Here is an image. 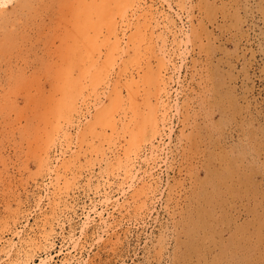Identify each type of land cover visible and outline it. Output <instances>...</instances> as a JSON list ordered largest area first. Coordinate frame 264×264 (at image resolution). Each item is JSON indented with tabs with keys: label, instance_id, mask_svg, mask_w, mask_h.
Returning a JSON list of instances; mask_svg holds the SVG:
<instances>
[{
	"label": "rangeland",
	"instance_id": "obj_1",
	"mask_svg": "<svg viewBox=\"0 0 264 264\" xmlns=\"http://www.w3.org/2000/svg\"><path fill=\"white\" fill-rule=\"evenodd\" d=\"M197 1H198V5L200 4L199 7L196 4ZM157 2H159V1H157ZM189 2H191V4H189ZM189 2L187 3V7L195 4L194 8L193 9L190 8V10L193 11L192 14L198 13L196 15L194 14L197 17L189 15L188 8L187 9L181 8L177 4V2L171 3L172 5H174L172 10L174 11V13H176V15H177L176 17L180 18V19L178 18L177 21L179 22L181 27L183 26L182 28H183L184 32L190 31L189 32L190 37L193 36V34H195L193 36L194 38H190V40H193V41L189 40V42L186 41V43H182V45H184V46L186 45V48H187V49L184 48V46L181 47L182 49L184 48V50L182 51V54H181L183 56L181 57V55L179 53L177 55V57H175V62H176L177 67L173 72V80L171 82L172 84H170L171 89L172 88L174 89L176 87V89H174V90L172 89V92H171L174 96L173 100L177 99V104H180V103H183V104L179 107V109L177 108V105H175L176 102L173 101V103L171 104L170 109H169L170 112H168L169 113V121H168L169 125H168V127L170 126L168 130H170V132H168V130H167L168 134H167V136L165 135L164 141L163 140L160 141L162 144L159 142V140L155 139V137L154 138L152 137V133H150V135L148 134V140L146 141V144H145L146 148H147V152H149L148 155H150V150H152L151 148H153V149L157 148L158 149V147L161 144L160 149H162L163 145L166 143L167 144L164 145L165 147H164V150L162 149L163 151L160 150L161 153L158 152V153H160V156H159V154H157L158 156L156 155V157L149 158V159H147V157H145V160L143 158L144 156H142V157L140 156L143 160L140 157H137L138 159L135 158L137 165L135 166V168L133 170L134 180L131 179L132 175H128L127 180H125L126 179L125 178L126 177V169H123L124 166H122V164L119 163L118 158L113 159L115 162L114 163V165H115L114 169H113V167L110 168L111 167L110 165L106 166L107 164L104 163L103 161L98 162L97 158H98V160H100L99 159L100 157H97V155H96L97 153L93 152V154H91L92 151L91 150H90V152L87 151L89 149H87V147H85L86 143L83 144V140L79 139L80 136L78 135L76 138V135H77L76 133L80 134L79 129H78V132H76L77 128H78L77 124L73 128H71L73 125L70 127L71 134L73 132V138L69 142H67V140H69L72 137V135L68 136L66 138L62 133L59 132L60 134H58V132H54V134L56 133L57 136L61 135L62 138L60 137L59 138L60 140H58V142L60 141L58 143L59 144L58 145V151L61 150V151H59V153L57 152L58 153L57 158H59V159H57L58 161L55 160L56 156H54L55 158H52L50 160V165H52V167H50V168L55 171V172L53 171V173H52V170H50V168L47 169L48 166L43 161L42 162L46 167L43 165L45 167V168L43 167L44 170H43V168H39L38 165L40 164L41 161H38V160H40L42 158L40 157V159H39L38 154H33V152H32V155H35V156H37L36 158H38L36 161V158H33L32 155L29 156L30 155L29 152H31V151H29L28 147H24V145H25L24 142L27 143L30 139H32V137H33L32 135H34V134L37 135L38 133L36 134L33 132L32 135L29 134L30 139H27V140L24 139L26 136L24 138H22L21 135H25L26 133L25 132H24L25 134L22 133L24 130H21V132L19 131L20 128L17 126V124L20 122L19 120H17L18 123L16 121H14L15 122L14 125H15V127L17 126L19 128L17 132H19L21 134L20 137H19V133L16 132L17 127L14 130H10V128H9L8 129L9 134L6 133V131L4 132V130H2L3 132L0 130L1 135H2V133L8 134L7 136H6V134H4V137L2 136L3 141H2L1 135H0V140H1L0 142L1 143L4 142V144H0V148H1L0 152L1 153L3 152L2 154L4 156H7V153H9L8 157H6L7 161H5V158H3L4 160L2 162L1 156H0V163H1L0 169L2 168V170H0V172L4 171L3 173H0V175L2 177V180L0 177V184H1L0 185V197H1L0 198V208H1L0 209V264H5L6 262H7L6 264H9V263L11 264L14 262L16 263L18 260L22 259V256L23 257L25 256L24 253L26 254V252L30 248V245H33L32 250L33 251L35 250L33 252V254H34L33 258H34L35 262L38 263L39 261H41L42 257L45 259L46 255L47 256L50 255L49 257H51V258L48 257L49 259H47V257H46L45 264H264V0H217V2H216V0H210V1L207 0L206 2H203L202 0H201V2H200V0H193V2H192V0H189ZM168 5L169 4H167L166 1H165V3L163 1H160L159 7L160 8H164V7L167 8ZM177 6H178V8H177ZM234 10H235V12H234ZM234 14L235 15L237 14V15L235 16ZM185 16L187 18L189 16V18L187 19V18H185ZM186 19H187V21H186ZM190 19H191V23H190ZM198 19L199 20L204 19L203 21H204L205 27H203L201 25V23L198 24V22H196V20H198ZM195 22H196V24H195ZM193 23L195 24L194 28H196L197 25L199 26V28L197 27L194 30V28L192 27L193 30H190L191 26H194V25H191ZM207 24H208V27H206ZM185 25L188 28L185 27ZM206 28H207V30H205ZM199 29H200V31H198ZM201 29H202V31H201ZM209 29H210V31H209ZM196 30H197V32H194ZM187 32L185 34H187ZM192 32H193V34H191ZM185 34L183 35V37H185ZM196 34H198V36L200 35V37H198L199 39L203 36L202 37L203 39H200V40L197 39L196 40V38H195ZM212 38L214 39V41L212 40ZM198 41H201V44H199L200 47H199V45L197 46V44H196V42H198ZM203 41H205V42H203ZM190 42H192V43H190ZM202 42L204 43L203 46H201L203 44ZM213 42H215V43H213ZM58 43H59V41H58ZM209 44H210V46L213 45L215 47V49L213 46H212L213 48L212 47L210 48ZM192 45L195 46L194 47L195 50L193 49ZM28 47L29 46H27V48ZM40 47L41 48H39V49H42V46H40ZM188 48H190V49H188ZM185 49H186V51H185ZM213 49H214V51H212ZM29 50L30 49L27 50L28 53L32 52ZM188 50H189V53H187ZM197 50H198V52H197ZM183 53H185V54H183ZM30 54H28V55H30ZM196 54L198 56H196ZM31 55H33V53ZM184 55H186V56H184ZM211 55H213V56H211ZM194 57H196V58L194 59ZM208 57H210V58H208ZM177 58H178V60H177ZM181 58L183 59V61L181 60ZM188 59H190V60H188ZM191 59H192V61H191ZM198 59H200V60H198ZM205 61H206V63H205ZM151 62H152V65L155 68H157V66H156V65H158V64H156V63H158L157 60L155 58H153V59H151ZM185 62H187V63H185ZM193 62H194V64H193ZM195 62H196V64H195ZM179 63H180V65L182 64L181 65L182 67L181 66L178 67ZM201 64H202V66H201ZM205 65L207 67H205ZM192 66L196 67L197 70L195 68H193ZM199 67L200 68L204 67V68L200 69ZM26 70H27V73L31 71L30 69H29L30 71L28 69H26ZM185 70H186V72H185ZM189 70L194 71L193 72L194 75L191 76L192 73H190V72H192V71H189ZM197 71L199 73H202V75L204 77L202 78V75L200 76V74ZM200 71H202V72H200ZM205 71H207L206 72L207 74L204 73ZM183 72H185V73H183ZM0 73L3 74V71L1 72V70H0ZM1 74H0V78H1L0 82H2L4 84L2 85L3 90L1 89L2 83L0 84V89H1L0 92L5 94L6 92H8L7 90L9 89V84L7 85L8 87H6V84L8 83V82H6V79H8V78L5 77V73H4L3 76L5 77V80H2L3 77ZM31 74H32V71H31ZM177 74H179V78H177L178 77ZM30 75H27V76L30 77ZM188 76L192 77V79H194V80H192V84H190L191 80L188 81L189 79H191ZM207 76H208V79L205 78ZM31 77H32V75H31ZM22 80H24V79L22 78ZM173 81H174V83H173ZM197 81H199L198 85H197ZM206 81H208V82H206ZM218 81H219V83H218ZM182 82H183V84H181ZM10 83H12V82H10ZM187 85H188V87L186 88ZM108 86H110V85H108ZM178 87H179V90H177ZM190 87H193L194 90L196 89L195 91L198 90L201 93L196 94V93H198V91L194 92L193 88H190ZM210 87L212 88V91H211ZM216 87H217V89H216ZM4 89H7L6 92H2V91H5ZM187 89H188V91H187ZM190 89H191V91H190ZM182 90H183V92H182ZM204 92H206V93H204ZM12 94H16V93H12ZM177 94H178V96L176 98L175 95H177ZM104 95L105 94H102V98L103 99L105 98L104 100L106 101L108 99V97H107V95H105L106 97ZM202 95H204V98L202 97ZM207 95H208V99H207ZM14 96H16V95H12V96L5 98L3 100V102L7 103L8 108L13 106L12 101H16L18 96L20 99L18 98V100H17L18 102H16L15 104H23L24 105V100L22 101V98H23L22 94H17L16 98H14L15 100H12L13 98L11 99V97H14ZM93 96L94 95L88 96V98H86L84 100V101L88 102V99H89L88 105L91 107L86 105L87 104L86 102L84 103L82 101L83 104L81 102V106L84 107V108H82L83 113H84V115H83L84 121L83 122H85L87 119H91V115L93 114V112L95 110L93 104H94V102H97V100L93 102L92 100L93 99L95 100V96H94V98H93ZM199 96H201V97H199ZM191 97H194V98L191 99ZM9 98H10V101H8ZM152 98H154V97L152 96ZM6 99H8V100L6 101ZM184 99H186V103L188 104V106L185 103ZM193 99H195V100H193ZM199 99H201V102L207 101L204 104L206 106H203L204 109L201 107L203 105L202 104L203 102L202 103L199 102L200 101ZM203 99H207V100H203ZM182 100L184 102H182ZM193 102H195V103L193 104ZM200 103L202 104L201 106H200ZM4 104H3V106L0 104L1 105L0 106V110H1L0 115L1 116H2V113H1L2 110H3V113L4 112L7 113L8 116L13 115L14 112H16L12 108H10V109H12V111H14V112H11V114H10L9 113L10 109L7 110L8 108L6 106H5L6 107L5 108ZM9 105H10V107H9ZM23 105H22V107H23ZM173 105L176 107H174ZM183 105L186 106V109L184 108ZM213 105H215L217 108L215 106L213 107ZM95 106H96V103H95ZM198 106L200 109L196 108ZM192 107H195L197 110L195 108H192ZM208 107L210 109V112L207 113ZM211 107H212V109H211ZM221 107H222V109H221ZM1 108H3V109H1ZM88 108H91V110ZM175 108H176V110H175ZM84 109H86L87 112ZM188 109H189V111H188ZM202 109L206 111V113H207V115H209V117L211 115V110L214 112V113H212V115L214 114L215 116L214 115L212 116L213 120H211V122L210 121L207 122L211 118L209 119L208 116L205 115L206 114L205 111H204V113L202 112L203 111ZM89 110L92 114L88 113ZM177 110H179L180 112H178ZM185 110H187L186 113L189 114L188 116H190V118L188 116H186ZM192 110H196V111H192ZM174 111H175V113H174ZM181 111L185 113L184 119H187L186 117H188L187 120H192V121L189 122V121L183 119L185 123H184V125H182L183 123L181 122L182 121L181 117L183 118V113H181ZM200 112H201V115L198 114ZM5 113L3 114V117L6 116ZM18 114L20 115V113H18ZM23 114H25V113L23 112ZM14 115H16V113ZM17 115L13 116L14 120H16L15 117L16 118L18 117V119H19V117L21 116V115L20 116L19 115L17 116ZM25 115H23V116L26 118L27 116H25ZM199 115H200V117H198ZM23 116L20 118L21 122L24 121ZM84 116L87 117V119ZM11 117L12 116H10V118ZM13 117L11 118V120L13 119ZM88 117H90V118H88ZM178 117L180 120L178 119ZM170 120H172V121H170ZM177 120H178V122H177ZM199 120H200V122H199ZM186 121L189 123H186ZM21 122L18 124L20 127H21V125H20ZM25 123H26V121H24V123L22 122V124H25ZM170 123H172V124H170ZM193 123H194V125H193ZM206 123H208V126L206 125ZM209 123H210V125H209ZM185 124H186V126H185ZM189 125L191 127H193L192 129H194V128L195 129L192 131V129H190L191 127ZM184 126L186 127L187 130L184 129L185 128ZM187 126L189 128H187ZM181 127H182V129H184L183 132H185L184 133L185 138L181 133H179L182 131V130L180 131V129H179ZM196 128H198V130H196ZM13 131L16 132L15 133V134H17L16 136L19 137L20 139H18L16 136H14L15 135L14 133H12L14 135H12V134L10 135V132H13ZM186 131L189 134L192 133V134H190L191 137L196 135V131H197V135L194 136L197 140L194 139V137L190 138V136L188 135V133ZM180 134L182 135V138L179 136ZM186 134H187V136H186ZM26 135L28 136V134H26ZM169 135H171L169 138L171 139L172 142L168 138ZM178 136H179V138H178ZM8 137H11L12 139L17 138L16 142H18V140L21 141L24 139L23 140L24 142L22 143V141H21V142H19L21 144H18L14 140H12L11 138L9 140ZM41 137H43V136L41 135ZM188 137L190 138L189 140H188ZM197 137H200V138H197ZM5 138H8L9 141L5 140ZM149 138H151V140ZM177 138L180 141H181V139H183L182 140L183 142L182 141L180 142L179 140L175 142V140H177ZM65 139H66V141H65ZM192 139H194L197 143L199 141V143L195 144V141H194L195 145H192L193 144V142H191ZM39 140H40V138H39ZM39 140H37V143L39 142ZM73 140H74V142H72ZM5 141H6V143H5ZM11 141H13V142H11ZM30 141L27 143V145L30 143ZM35 141H32V144L31 145L29 144V146L34 147L33 143ZM76 141H77V143H76ZM152 141H153V143H152ZM187 141H188V143H187ZM7 142L8 143L10 142L9 143L10 146L7 144ZM41 142H39L38 144H40ZM185 142L187 145L185 144ZM61 143L62 144L65 143V145L62 146L63 148L60 147ZM151 143L152 144L157 143L156 144L157 147L154 146L155 147L154 148L151 145ZM13 144H15V145H13ZM35 144H36V142H35ZM66 144L67 145L70 144L73 146H70L69 150H67V148H68V146H67L65 148V151H63L64 146H66ZM76 144H78V145H76ZM79 144H81L83 148ZM189 144H191V147L189 146ZM16 145L17 146L22 145L21 147H23V148H20V147L17 148ZM2 146H5V148ZM79 146L81 148V151L78 152V154H81L80 155V161L75 159V158H77V155H76V157L74 156L76 153H74V154L72 153L73 151L74 152H76V150L78 151ZM168 146H170L172 150ZM175 146L177 149L175 148ZM183 146L186 149L182 148L183 150H181V147H183ZM195 146L196 147L199 146V148L197 149ZM13 147L17 148L16 152L19 151V152H17L18 155L16 154V152H14L15 150H13L14 149ZM35 147H36V145H35ZM74 147L77 149L72 150V152H71V149H73ZM2 148H4V149L7 148L8 150L7 149L2 150ZM166 148H167V150H166ZM11 149H12V151H11ZM33 149H31V150H33ZM115 149H117V150H115V152L117 151L116 152L117 154L119 152L118 157L120 158L122 156V158H123L124 155H121V154H124V151H121V150H123L122 146L121 147L118 146ZM119 149H121V150H119ZM188 149H189V151H187ZM196 149H197V152H195L196 154H194V152H192V151H196ZM38 150H36V151L38 152ZM190 150H192V151L189 154ZM39 151H42V150H39ZM11 152L12 153L14 152L13 154H15V155H13ZM42 152L44 153V151H42ZM42 152H38L39 156L42 155ZM1 153H0V155H1ZM40 153H41V155H40ZM64 153L67 155H63ZM83 153H85V154H83ZM187 153L189 154L188 157L193 156L194 159H193V157H189V158H192V160H190L189 158L187 159L186 158ZM181 154H182V156H181ZM9 155H10V157H12V160L9 158ZM16 155L18 157H15ZM62 156H63L64 163L62 162L63 164L59 165V163H61ZM71 156H72V158H70ZM88 156L89 157L91 156L90 158L94 159V162L96 163L95 165L90 163L92 161H90L91 160L90 158H87ZM93 156L94 157L96 156L97 158L96 157L94 158ZM164 156L165 157L168 156V157L165 158ZM170 156H172V157H170ZM13 157L16 160L18 159L17 162ZM27 157H29V158H27ZM158 157H160V158L157 159ZM173 157L175 158V162L172 161V160H174ZM85 158L89 159L90 162L88 163V160H85ZM168 158H170L172 160H170V159L168 160ZM180 158L181 159L185 158L183 160L184 162L190 161L189 163L187 162L190 165V167L188 166V164H187V166H184V165H186L185 164L186 162L183 163V161H181L183 164L182 163L178 164V162H180V160H181ZM195 158H197V159H195ZM53 159H54V161H53ZM70 159H71V161H73L75 159L76 161H74V162L77 164L70 163L71 162ZM150 159H152V160H150ZM164 160H166L165 161L166 165L164 163ZM200 160H202V161H200ZM8 161H10V162H8ZM68 161H70L69 162L70 167L66 166L65 169H63L64 171H62V168H64V166H65L64 164H67ZM5 162H6V164H4ZM56 162H57V164H56ZM155 162H157V163H155ZM168 162H170L171 165L175 164V166L174 165L169 166L170 163H168ZM53 163H55L56 165H53ZM85 163H88V164H85ZM159 163H160V167H157L159 165ZM193 163L196 165H194ZM180 164H181V166H180ZM3 165L4 166L6 165L8 168L10 167L11 169L13 167L14 171H13V169L12 170L10 168L9 169L11 170L10 172H15V173H11V174H13V175H11L9 172V169L7 167L5 168ZM10 165L11 166L13 165V166L11 167ZM86 165H87V167H85ZM16 166H17V168H16ZM55 166L56 167L58 166L60 168L57 167V169H56ZM78 166L80 168H77ZM177 166L181 167V168H178ZM182 166H183V168H182ZM119 167L121 168L120 170H118ZM137 167L139 170L138 169L135 170ZM148 167L150 169H152V173L151 172L149 173L150 169L148 170ZM154 167H155V169H154ZM168 167H170V169ZM193 167H196V168L198 167L197 168L198 172H197L196 168L193 169ZM92 168L94 170H92ZM187 168H189V169H187ZM39 169L42 170L41 171L42 174L39 171H37ZM100 169H101V171H100ZM103 169H105V170H103ZM111 169L116 170V171L113 172ZM166 169L168 170V172ZM179 169L180 170L182 169V171L185 170L186 173H184L185 171L181 172ZM48 170H50V171H48ZM74 170H76V172L79 171V174H80V177H78L79 180L78 179L74 180L75 181L74 183L71 180V183H69V185L67 187V184L63 183V181H64L63 177L68 175L67 177L69 178L74 173ZM85 170L90 171V172H88L89 174ZM98 170L100 173L98 172ZM190 170H192L193 172L190 173ZM57 171H59V173L62 172V174L65 172V175L61 176L62 178L61 177L59 178V177H57L58 175L56 176ZM67 171H68V173H67ZM135 171H137V172L139 171V172L138 173L136 172L137 174L135 175ZM177 171H180L181 173L177 172ZM120 172H121V174H116V173H120ZM144 172L146 173V175ZM187 172L190 173L191 175L187 174ZM39 173L41 176L38 175ZM106 173H107V175H106ZM124 173H125V175H124ZM36 174L38 176H36ZM49 174L51 177L48 176ZM90 174H91V176H90ZM101 174H103V175H101ZM141 174H142V176L144 175L143 177H146V178H142V176H140ZM150 174L154 177L150 176ZM184 174H186L187 176ZM10 175H11V177H10ZM121 175L124 177H122ZM177 175H179V176H177ZM35 176L37 178H35ZM105 176L107 177L106 179H105ZM139 176L142 178V182H144V180L147 181V182H144L146 184V186L147 185L149 186V184L154 182L155 179L158 180V185H159L158 189L159 190L157 189L156 194H155V196L157 195V198L154 196V198L149 200L150 201L149 202V209L150 210L152 209L151 211L148 210L146 212L142 207L140 209V206H141L140 201L144 197V193H142L144 191H141L142 195L140 193V189L142 188V187H140V185L143 186V189L145 190V192L147 190V187L145 186V184L144 185L142 184V182L140 181L141 178ZM183 176H184V178H183ZM87 177H89V178H87ZM98 177H99V179H98ZM102 177H104V178L102 179ZM40 178H41V180H40ZM56 178H59V183L57 181L58 179H56ZM168 178H169V180H168ZM179 178L185 179V180H180ZM12 179H13V181H11ZM55 179H56V181H55ZM91 179H92V181H91ZM137 179H138V181L136 182ZM94 180H96V181H94ZM103 180H104V182H103ZM9 181H11V182H9ZM43 181H45V183ZM50 181L51 182L55 181L56 183L55 182L51 183ZM67 181L65 183H67ZM120 181H121V183H120ZM128 181L130 183H128ZM148 181L149 182L151 181V183H149ZM165 181L166 182L168 181V184ZM108 182H109V184H108ZM116 182L119 186L116 184ZM170 182H172V184H174V185L177 184L176 185L177 187L175 186L176 189H175V187L171 188L172 185ZM177 182H179V183H177ZM184 182H185V184H184ZM48 183H50V184H48ZM57 183L58 184L63 183L65 187L62 186L63 185L62 184V185H59L60 187L58 188ZM72 183H73V185H72ZM33 184L34 185L36 184L35 187L37 188V190L35 187H33L34 186ZM85 184H86V186H84ZM100 184H101V186H100ZM165 184H167V185H165ZM8 185L9 186L11 185L13 187H11V186L9 187ZM43 185H44V187H43ZM53 185H55L56 188H54ZM75 185H78V186H75ZM134 185H135V187L137 186L136 187V188H138L137 190L135 187H132ZM163 185H165V188L163 187ZM181 185L184 186L185 189ZM180 186L182 187L181 189H180ZM8 187H9V189H8ZM61 187L62 188L64 187V189L61 190L62 189ZM80 187H82V188H80ZM84 187H85V189H84ZM95 187L97 190L95 189ZM97 187H99V188H97ZM126 187H129V189H127ZM162 187H163V189H162ZM167 187H169L171 190L172 189L173 190L169 191V188H168V190L166 191ZM10 188H12V189H10ZM66 188H67V190H65ZM122 188H123V190L126 189V192H125V190H124V192L122 190H120ZM133 188H135V189H133ZM34 189H35V191H34ZM46 189H48V190H46ZM51 189L55 192L53 193L51 191ZM132 189L135 190L136 193H133L135 191H133ZM174 189L178 193L183 191L182 193H180L181 196H180V194L176 193V191ZM1 190L2 191L5 190V191L2 192ZM64 190L67 191L70 196L67 194V192L65 193ZM88 190H90V191H88ZM106 190H108L107 191L108 193L106 192ZM60 191H61V193H60ZM87 191H88V193H87ZM160 191L162 193H160ZM168 191H169V193H168ZM185 192H186V194H185ZM39 193H41V194H39ZM62 193H63V195H62ZM70 193H72L73 196ZM97 193H99V194H97ZM101 193H103V194H101ZM131 193H133V194H131ZM171 193H172V196H171ZM47 194H48V196H47ZM55 194L57 197L55 196ZM105 194L108 195V197L110 196V199L108 198L109 200L107 199ZM129 194L131 196H129ZM166 194L168 195L169 199L172 198L170 201H174V202H170L168 197H166L167 196ZM173 194H174V196H173ZM2 195H4V196H2ZM39 195H42V196H39ZM136 195L138 198L135 197ZM138 195H141V196H138ZM8 196H10V198ZM15 196H16V198H15ZM17 196L19 198H21L22 200L19 199ZM44 196H45V198H43V199L41 198L42 199L41 200L40 197H44ZM79 196H80V198H79ZM104 196L108 200L107 202H106V199L103 198ZM115 196H116V198H115ZM132 196L135 198H132ZM179 196H180L181 200L177 199V198H179ZM33 197H34V199H33ZM59 197H60V200H59ZM76 197L79 199H77ZM71 198H73V199H71ZM102 198L104 201L102 200ZM126 198H128L129 201H127L128 199H126ZM131 198L133 199V202H132V200H130ZM163 198H165L166 200L168 199L169 203L165 199L163 200ZM4 199H6V200H4ZM17 199L23 201L24 203L21 201L19 203V200L17 201ZM62 199H64V200H62ZM123 199L126 200V202ZM139 199H140V201H138ZM55 200H59V202L62 200L63 201L62 204L67 203L70 205L69 208L65 209L67 212H65V210H64L62 213L59 214V216H58L59 219L55 218L58 220L59 223L57 222V220H54V218H53L54 216L52 215L53 213L51 212V211L57 209V207H59V205H58L59 202H57ZM117 200H119V201L121 200V201L118 202ZM177 200H179V201H177ZM3 201H5V202H3ZM8 201H9V204H8ZM38 201H40V202L38 203ZM122 201H123V203H122ZM137 201L140 204L139 207L137 206V204H138ZM155 201H157V202H155ZM175 201H177L178 203L177 202L175 203ZM76 202H77V204H76ZM165 202H167L168 204ZM133 203L134 204L137 203V204L134 206ZM171 203L172 204L174 203L173 206L171 205ZM49 204H51V205H49ZM62 204H60V206H62ZM94 204H95V207L97 210L100 208H102V210L97 211L96 209H94L95 208V207H93ZM109 204H111V205L109 206ZM120 204L122 205L121 207L119 206ZM175 204H177V206H175ZM180 204H181V206H180ZM13 205H14V207H13ZM91 205H93V206H91ZM115 205H117V206H115ZM50 206L53 207L54 209L50 208ZM75 206H76V208H75ZM114 206L116 207L115 209H113ZM136 206H137V208H136ZM127 207H128V209L129 208L130 209L128 210ZM153 207H154V210H153ZM9 209L11 212L9 211ZM138 209H140V210H138ZM70 210L71 211L73 210V211L71 212ZM74 210L76 211L75 214H74ZM164 210H167V211H164ZM177 210H178V213L176 212ZM101 211L103 214L100 213ZM171 211H173V212L171 213ZM64 212H65V214H64ZM50 213H51V215H50ZM141 213H142V215H141ZM156 213H159V214H156ZM169 213H171V214H169ZM23 214H24V217H23ZM174 214H175V216H174ZM3 215H4V217H3ZM15 215H17V216H15ZM74 215H75V217H74ZM169 215L170 216L172 215V216L170 217ZM10 216H12L14 218L12 219V217H10ZM61 216H62V219L60 218ZM67 217H69V218H67ZM87 217H88V219H87ZM8 218H10V219H8ZM15 218H16V220H15ZM43 218L46 220H44ZM172 218H175V219L173 220ZM41 219H42V221H41ZM64 219H67V220H64ZM43 220L47 224V226L51 225L50 223H52L53 226L56 228V229L54 228L56 231L53 229V232H52V237L53 238L55 237V238H54V240L52 239V244L49 245V247H46L47 249L45 247H39L40 245L39 246L37 245L38 247L36 246V244L34 245V241H35L36 237L38 235H40V233H43V230L46 227V224L43 223ZM37 221H38V223H37ZM63 221H64V223H63ZM11 222H12V224H11ZM84 222L86 223L85 225H83ZM5 223L7 226L4 225ZM23 223L25 224V226H23L24 225ZM54 223H55V225H54ZM65 223H66V225H65ZM173 223L176 225H174ZM8 224H10V225H8ZM74 224H75V226H74ZM41 225H42V228H41ZM87 225H88V228H87ZM3 226L8 227L9 229L6 230ZM32 226H33V229L31 228ZM59 226H61V228ZM19 227L24 228V229L21 230ZM63 227L66 229H64ZM82 227H83V230H82ZM58 228L61 231H59ZM163 228L166 230H163ZM1 229L2 230L4 229V232L3 231L1 232ZM69 229H71L73 231H71ZM26 230L29 232L31 231L32 233L31 232L29 233ZM34 230L35 231L38 230V231L35 232ZM54 231H55V233H54ZM14 232H16L17 234L14 235L13 234ZM20 232L22 233V235ZM60 232H62V233H60ZM71 232L73 234H71V236H70ZM25 233H26V235H25ZM63 233H64V235H63ZM162 233H164V235ZM27 234H29V235H27ZM158 235L160 237L159 238L160 240L157 238ZM160 235L161 236L163 235V236L161 237ZM4 236H6V238H4ZM9 236H10V238L11 237L12 238H11L10 242L7 243V241L10 239ZM31 236H33L34 238ZM41 236H42V234H41ZM73 236H75V237H73ZM22 237H25V238H22ZM2 238H4L5 240ZM22 239H24L25 241ZM28 239H29V241H28ZM38 239L40 240V239H42V237L38 236L36 240L38 241ZM15 240H16V242H14ZM76 240L78 241V243H75ZM5 242H6V244L4 245L3 243H5ZM12 242H14V243H12ZM17 242H18V244H17ZM24 242H26V243H24ZM158 242H160V243H158ZM161 243H162V245H161ZM11 245L13 246L12 249H14L15 247L17 248V249L15 248L16 250L14 249L15 251L11 249L15 255L12 252H10L11 251L10 250ZM17 245H21V246L19 247ZM24 245H26V246L24 247ZM159 246L161 248H163V249H161V251L159 249L160 248ZM21 247H22V249H20ZM165 247H166V249H165ZM5 249L7 251L10 250V251H8L10 254L5 253V251H6ZM26 249H27V251H26ZM19 254H21V256H20L21 258L19 256H17ZM13 256L14 257L17 256V257L13 258ZM6 257L9 259L8 261H5V260H7ZM11 258L14 260V262H13V260H11ZM17 258H18V260H16Z\"/></svg>",
	"mask_w": 264,
	"mask_h": 264
},
{
	"label": "bare ground",
	"instance_id": "obj_2",
	"mask_svg": "<svg viewBox=\"0 0 264 264\" xmlns=\"http://www.w3.org/2000/svg\"><path fill=\"white\" fill-rule=\"evenodd\" d=\"M159 1V2H157ZM160 1H163L167 4H169L167 6V8H160L159 7V4H160ZM203 2H206L207 0H202ZM210 1V0H209ZM174 3V2H177V4L181 7V8H185L187 9L188 8V12H189V15H192L194 17H197L195 16L196 14L198 13H193L191 9L194 8V5H190L189 7H187V3L189 2V0H0V70L1 72L3 71V74L2 77V80H5V77L8 78L6 79V82H8L6 84V87H8L7 85L9 84V89H4L5 91H2V92H6V90L8 92H6L5 94L4 93H1L0 94V104L3 106V104L5 102H3V100L5 98H8L12 95H16L17 94H22L23 98H22V101L24 100V105L23 104H15L16 102H18V98L16 101H12V100H15L14 98H16V96L14 97H11V101L13 102V106L9 107L12 108L14 111H12V109L8 108L7 107V103L4 104V107L6 106L11 114V112H14V114L16 113V115L18 113H20V117L18 119V117L14 120V117L13 116H16L14 115H10L13 117V121L11 120L10 116L6 114V116L3 117V110H2V116L0 117V130H4V132L6 131V133H8V129L10 128V130H14L17 126L20 128V132L21 130H24L22 133H26L28 134V136L25 134V135H21L18 131V127L16 129V132L19 133V137L21 135L22 138L24 139H30L29 137V134H33L34 133H38L37 135H32V139H30V145L32 144V141H35L36 139L39 140V142H41L40 144L37 143V140L33 143L34 147H30L29 144L27 145V143H25L23 140L22 143L24 142V147H28L29 151V156L32 155V152L33 154H38V157L40 159V157L42 159L38 160V161H41L40 164L38 165L39 168H43L45 165L43 164L46 163L47 164V169L52 167V165H50V160L52 158H55L54 156H56V161H58L57 159V156H58V140H60L59 138L61 137V135H58L54 132H58V134L62 133L66 138L68 136H71L72 137L67 140V142L71 141V139L73 138V132L71 134L70 132V127L73 128L76 124L78 126L77 128V131L78 132V129L80 130V134L76 133V138L77 136L79 135V139L83 140V144L86 143V146L87 151L90 152V150L92 151L91 154H93V152H96L97 154V157H100L98 160L97 158V161L100 162V161H103L104 163H106L107 165L106 166H111L110 168L115 167L114 165V158H118V161L120 164H122L123 169H126V179L127 180V177L128 175H132V177L134 176L133 174V170L135 168V166L137 165L136 164V161H135V158L137 157H142L144 156V160H145V157H147V159L149 158H153V157H156L157 154H159L160 156V153L161 151L164 150V144L163 145V150L160 149L161 148V142L160 141H164L165 139V135L167 136V130L169 129L168 127V121H169V109H170V106L171 104L174 102H176L175 105H177V108L179 109V107L183 104V103H180V104H177V99L176 100H173L174 96L173 94L171 93L172 92V89L170 88V84H172V80H173V72L174 70L176 69L177 65H176V62H175V57H177V55L180 53V55L182 54V51L184 50V48H186V45H182V43H186L189 42L190 38H194L193 36L195 34H193V32L191 34H193V36L190 37V34L189 32L183 30V26L181 27L179 22L177 21V18L176 16V13H174V11L172 10L173 9V6L171 3ZM193 2V0H192ZM201 2V0H200ZM215 2V1H214ZM217 2V0H216ZM208 3V2H207ZM189 4H191V2H189ZM198 5V1L196 3ZM204 4V3H203ZM162 5V4H161ZM160 5V6H161ZM200 5V4H199ZM198 5V7H199ZM206 5V4H205ZM204 5V6H205ZM203 6V5H202ZM218 6V5H217ZM197 7V8H198ZM214 7V6H213ZM178 8V6H177ZM196 8V9H197ZM231 9V8H230ZM238 9V8H237ZM175 10V9H174ZM178 10V9H177ZM181 10V9H180ZM195 10V9H194ZM200 10V9H199ZM205 10V9H204ZM179 11V10H178ZM187 11V10H186ZM198 11V10H197ZM207 11V10H206ZM184 12V11H183ZM196 12V11H195ZM218 12V11H217ZM231 12V11H230ZM235 12V10H234ZM179 15V14H178ZM204 15V14H203ZM220 15V14H219ZM235 15V14H234ZM233 15V16H234ZM237 15V14H236ZM235 15V16H236ZM222 16V15H221ZM234 16V17H235ZM182 17V16H181ZM202 17V16H201ZM215 17V16H214ZM225 17V16H224ZM185 18H187L185 16ZM189 18V16H188ZM187 18V19H188ZM192 18V17H191ZM221 18V17H220ZM180 19V18H179ZM186 19V21H187ZM200 19V18H199ZM196 20V22L201 23V25L203 27H205V24H204V19L203 20ZM219 19V18H218ZM184 21V20H183ZM200 21V22H199ZM207 21V20H206ZM220 21V20H219ZM193 22V21H192ZM195 22V24H196ZM190 23H191V19H190ZM209 23V22H208ZM221 23V22H220ZM195 24H191V25H194V26H191L190 30H193L192 27L194 28L195 27ZM223 24V23H222ZM185 27H187L185 25ZM190 27V26H189ZM197 27L199 28V26L197 25ZM196 27V28H197ZM208 27V24L207 26ZM210 27V26H209ZM220 27V26H219ZM188 28V27H187ZM194 28V30L196 29ZM221 28V27H220ZM219 28V29H220ZM224 29V28H223ZM189 30V29H188ZM207 30V28L205 29ZM200 31V29L198 30ZM202 31V29H201ZM210 31V29H209ZM187 32V34H185ZM194 32H197L194 31ZM207 32V31H206ZM185 34V37H183V35ZM209 34V33H208ZM218 35V34H217ZM197 36V37H196ZM195 38L196 40H200V39H203L202 37L199 39L198 37H200V35L198 36V34H196ZM208 36V35H207ZM209 37V36H208ZM207 37V38H208ZM214 37V36H213ZM187 38V39H186ZM186 39V40H185ZM209 39V38H208ZM207 40V39H206ZM210 40V39H209ZM212 40L214 41V39L212 38ZM59 41V43H58ZM190 41H193V40H190ZM202 41V40H201ZM201 41H198L196 42L197 46L199 44H201ZM211 41V40H210ZM57 42V43H56ZM205 42V41H203ZM202 42V43H203ZM207 42V41H206ZM192 43V42H190ZM215 43V42H213ZM191 45V44H190ZM204 43L201 45L203 46ZM216 45V44H215ZM27 46H29L27 48ZM40 46H42V49H39L41 48ZM184 46V48L182 49L181 47ZM193 46V45H192ZM191 46V47H192ZM208 46V45H207ZM213 46V45H212ZM212 46H210L209 44V47L211 48ZM195 46H193V49H194ZM200 47V45H199ZM208 47V48H209ZM214 47V46H213ZM212 47V48H213ZM207 48V47H206ZM28 49H30L29 51H32L30 52L31 54L33 53V55H31L30 53H28ZM182 49V50H181ZM187 49V48H186ZM185 49V51H186ZM190 49V48H188ZM203 49V48H202ZM215 49V47H214ZM214 49L212 51H214ZM195 50V49H194ZM201 50V49H200ZM207 50V49H206ZM27 53H26V52ZM184 51V52H185ZM205 51V50H204ZM210 51V50H209ZM193 52V51H192ZM198 52V50H197ZM189 53V50L188 52ZM30 54V55H28ZM185 54V53H183ZM179 55V56H180ZM187 55V54H186ZM184 55V56H186ZM203 55V54H202ZM183 55H181L182 57ZM194 56V55H193ZM196 56H198L196 54ZM205 56V55H204ZM213 56V55H211ZM189 57V56H188ZM203 57V56H202ZM155 58L157 60L158 65L157 68H155L153 65H152V62H151V59ZM179 58V57H178ZM177 58V60H178ZM184 58V57H183ZM192 58V57H191ZM196 57H194L195 59ZM199 58V57H198ZM210 58V57H208ZM207 58V59H208ZM213 58V57H212ZM180 59V58H179ZM186 59V58H185ZM184 59V60H185ZM193 59V58H192ZM191 59V61H192ZM206 59V58H205ZM181 60L183 61V59L181 58ZM180 60V61H181ZM187 60V59H186ZM190 60V59H188ZM200 60V59H198ZM197 60V61H198ZM209 60V59H208ZM212 60V59H211ZM210 60V61H211ZM181 61V62H182ZM203 61V60H202ZM178 62V61H177ZM204 62V61H203ZM208 62V61H207ZM183 63V62H182ZM187 63V62H185ZM206 63V61H205ZM194 64V62H193ZM192 64V65H193ZM196 64V62H195ZM199 64V63H198ZM203 64V63H202ZM201 64V66H202ZM182 65V64H181ZM180 63H179V66H181ZM188 65V64H187ZM191 65V64H190ZM14 66V67H13ZM194 66V65H193ZM192 66V67H193ZM198 66V65H197ZM200 66V67H201ZM182 67V66H181ZM199 67V68H200ZM205 67H207L205 65ZM196 69V67H193ZM198 68V69H199ZM204 68V67H203ZM203 68H200V69H203ZM26 69H30L32 71V74H31V71L27 73V70ZM180 69V68H179ZM190 69V68H189ZM206 69V68H205ZM194 70V69H193ZM197 70V69H196ZM189 71H192V70H189ZM209 71V70H208ZM176 72V71H175ZM186 72V70H185ZM183 72V73H185ZM188 72V71H187ZM194 71L190 72L192 73V75H194L193 73ZM198 72V71H197ZM202 72V71H200ZM207 71H205L204 73H206ZM210 72V71H209ZM5 73V77L3 76ZM32 77H31V75ZM199 73V72H198ZM196 74V73H195ZM200 76L202 75V73H199ZM198 74V75H199ZM204 74V75H205ZM27 75H30L27 76ZM179 78V74H177ZM123 76V77H122ZM176 76V75H175ZM186 77V76H185ZM189 77V76H188ZM204 76L202 75V78ZM22 78L24 80H22ZM27 78V79H26ZM191 79H189L188 81L191 80V83L192 84V77H189ZM194 78V77H193ZM208 79V76L205 77ZM204 78V79H205ZM1 79V78H0ZM175 79V78H174ZM182 79V78H181ZM188 79V78H187ZM186 79V80H187ZM1 80V81H2ZM12 80V81H11ZM178 80V79H177ZM203 80V79H202ZM187 81V82H188ZM201 81V80H200ZM205 81V80H204ZM5 82V81H4ZM12 82V83H10ZM180 82V81H179ZM196 82V81H195ZM208 82V81H206ZM216 82V81H215ZM2 82H0L1 84ZM112 85H111V84ZM174 83V81H173ZM199 81H197V85H198ZM203 83V82H202ZM219 83V81H218ZM4 83L1 84V89L3 90L2 88V85ZM183 84V82L181 83ZM110 85V86H108ZM177 85V84H176ZM202 85V84H201ZM5 86V85H4ZM181 86V85H180ZM209 86V85H208ZM217 86V85H216ZM175 87V86H174ZM184 87V86H183ZM188 87V85L186 86V88ZM204 87V86H203ZM5 88V87H4ZM190 88H193V87H190ZM211 88V87H210ZM220 88V87H219ZM0 89V90H1ZM176 89V87L174 88ZM173 89V90H174ZM217 89V87H216ZM179 90V87L178 89ZM196 90V89H195ZM194 88H193V91L194 92H197L195 91ZM188 91V89H187ZM186 91V92H187ZM191 91V89H190ZM192 91V92H193ZM202 91V90H201ZM209 91V90H208ZM211 91H212V88H211ZM228 91V90H227ZM183 92V90H182ZM185 92V91H184ZM203 92V91H202ZM12 93H16V94H12ZM189 93V92H188ZM201 93L200 91H198V93L196 94H199ZM206 93V92H204ZM102 94H105L107 95L108 99L105 101L103 98H102ZM185 94V93H184ZM192 94V93H191ZM208 94V93H207ZM91 95H94L95 96V100L93 99L92 101H96L97 102H94V112L93 114L90 112L91 108H88L90 109L88 111V113H91V119H87V117H85L86 121L83 122V109L84 107L81 106V102L83 101L84 103L86 101H84L86 98H88V96H91ZM104 95V96H105ZM187 95V94H186ZM193 95V94H192ZM221 95V94H220ZM93 96V98H94ZM152 96L154 98H152ZM176 98L178 96L175 95ZM188 96V95H187ZM106 97V96H105ZM185 97V96H184ZM201 97V96H199ZM202 97L204 98V95H202ZM221 97V96H220ZM186 98V97H185ZM188 98V97H187ZM194 98V97H191V99ZM20 99V98H19ZM91 99V98H90ZM198 99V98H197ZM207 99H208V95H207ZM207 99H203V100H207ZM235 99V98H234ZM8 99H6L7 101ZM195 100V99H193ZM200 100V101H199ZM198 101L201 102V99H199ZM10 101V98L9 100ZM21 101V100H20ZM185 103H186V99H184ZM182 100V102H184ZM190 101V100H189ZM219 101V100H218ZM82 102V104H83ZM88 102H89V99H88ZM86 102L88 105L89 103ZM92 102V103H93ZM197 102V101H196ZM198 102V103H199ZM203 102V101H202ZM201 102V103H202ZM207 102V101H205ZM205 102H203L202 104L200 103V106L204 109L203 106H206L204 105ZM217 102V101H216ZM11 103V102H10ZM23 103V102H22ZM95 103H96V106H95ZM195 102H193L194 104ZM187 104V103H186ZM192 104V103H191ZM197 104V103H196ZM208 104V103H207ZM221 104V103H220ZM0 105V106H1ZM23 105V107H22ZM211 105V104H210ZM89 106V105H88ZM174 106V105H173ZM184 108L186 109V106L183 105ZM188 106V104H187ZM190 106V105H189ZM215 105H213L214 107ZM221 106V105H220ZM5 107V108H6ZM91 107V106H89ZM176 107V106H174ZM216 107V106H215ZM191 108V107H190ZM192 108H195V107H192ZM196 108H199L196 107ZM195 108V109H196ZM217 108V107H216ZM3 109V108H1ZM87 109V108H86ZM84 109V110H86ZM172 109V108H171ZM200 109V108H199ZM202 109V110H203ZM212 109V107H211ZM222 109V107H221ZM220 109V110H221ZM176 110V108H175ZM197 110V109H196ZM196 110H192V111H196ZM201 110V111H202ZM1 111V110H0ZM178 112H180L179 110H177ZM176 111V112H177ZM189 111V109H188ZM205 110H203L202 112L204 113ZM215 111V110H214ZM8 112V111H7ZM23 112L26 114H23ZM47 112V113H46ZM87 112V110H86ZM177 112V113H178ZM187 112V110H185V113ZM210 112V109L209 107L207 108V113ZM8 113V114H9ZM175 113V111H174ZM181 113H183V118L181 117V122L183 123L182 125H184V120H187L188 117L190 118V116H188L189 114L186 113V117L187 119H184V116H185V113L181 111ZM206 113V111H205ZM207 113L205 115H207ZM212 113H214L212 110H211V115L208 118L210 120H208L207 122H211V120H213L212 116ZM28 114V115H27ZM46 114V115H45ZM49 114V115H48ZM196 114V113H195ZM201 115V112L198 113ZM197 114V115H198ZM216 114V113H215ZM17 115V116H18ZM27 116L26 118L23 116ZM173 115V114H172ZM200 115L198 117H200ZM204 115V114H203ZM24 117V121H26L25 124H22V122L24 123V121L21 122L20 118L21 117ZM174 116V115H173ZM179 116V115H178ZM215 116V115H214ZM3 117V118H2ZM90 118V117H88ZM193 118V117H192ZM195 118V117H194ZM179 119V117H178ZM184 119V120H183ZM197 119V118H196ZM207 119V118H206ZM19 120L21 122V127L18 125V121ZM23 120V119H22ZM180 120V119H179ZM194 120V119H193ZM201 120V119H200ZM199 120V122H200ZM16 121L17 123V126L15 127V122ZM172 121V120H170ZM187 121H192V120H187ZM186 123H189L187 122ZM204 121V120H203ZM178 122V120H177ZM196 122V121H195ZM206 122V121H205ZM197 123V122H196ZM172 124V123H170ZM194 125V123H193ZM199 125V124H198ZM201 125V124H200ZM206 125L208 126V123H206ZM210 125V123H209ZM13 126V127H12ZM176 126V125H175ZM186 126V124H185ZM184 126V127H185ZM190 126V125H189ZM24 127V128H23ZM168 127V128H167ZM172 127V126H171ZM191 127V126H190ZM197 127V126H196ZM202 127V126H201ZM174 128V127H173ZM187 128H189L187 126ZM193 127H191L190 129H192ZM172 129V128H171ZM181 133L184 138H185V132H183L184 129H186V127L184 129L179 128ZM195 129V128H194ZM192 129V131L194 130ZM187 130V129H186ZM196 130H198V128H196ZM0 131V133H1ZM179 131V130H178ZM191 131V130H190ZM189 131V132H190ZM205 131V130H204ZM3 132V131H2ZM16 132H10V135L12 133H16ZM60 132V133H59ZM168 132H170V130H168ZM174 132V131H173ZM183 132V133H182ZM187 132V131H186ZM6 133H2L1 135V139L3 141V137H4V134ZM74 133V134H75ZM150 133H152V137L157 140H159V142L161 143L160 146L158 147V149H153L151 148L152 150H150V155H148L149 152H147V148H146V141L148 140V134L150 135ZM175 133V132H174ZM178 133V132H177ZM178 133V134H179ZM188 133V132H187ZM9 134V133H8ZM6 134V136L8 135ZM12 134V135H14ZM40 134V135H39ZM179 135L181 138H182V135ZM192 134V133H190ZM190 134L188 133V135L190 136ZM17 134H15L14 136H16ZM39 135V136H38ZM41 135L43 137H41ZM196 135H197V131H196ZM194 135V136H196ZM3 136V137H2ZM37 136V137H36ZM171 135L168 136V138L170 137ZM178 136V138H179ZM187 136V134H186ZM192 136V137H194ZM12 137V136H11ZM11 137H8L9 140ZM17 137V136H16ZM19 137H17L18 139H20ZM39 137V138H38ZM75 137V136H74ZM176 137V136H175ZM190 136V138H192ZM8 138H5V140L9 141ZM17 138L16 139H12L14 140L15 142L17 141ZM21 138V139H22ZM36 138V139H35ZM62 138V137H61ZM177 138L176 141H178L179 139ZM180 138V139H181ZM188 137V140L190 139ZM197 138H200V137H197ZM34 139V140H33ZM78 139V140H79ZM151 140V138H149ZM170 139V138H169ZM174 139V138H173ZM172 139V140H173ZM194 139H196L194 137ZM192 139L191 142H193L192 145H195L197 142ZM77 140V139H76ZM183 139H181L182 141ZM185 140V139H184ZM187 140V139H186ZM197 140V139H196ZM199 140V139H198ZM1 141V140H0ZM20 140H18V144H21L19 142H21ZM66 141V139H65ZM64 141V142H65ZM154 141V140H153ZM152 141V143H153ZM169 141V140H168ZM167 141V142H168ZM171 141V139H170ZM180 141V140H179ZM180 141V142H181ZM194 141H195V144H194ZM13 142V141H11ZM74 142V140L72 141ZM80 142V141H79ZM78 142V143H79ZM151 142V141H150ZM172 142V141H171ZM174 142V143H175ZM179 142V143H180ZM183 142V141H182ZM6 143V141H5ZM10 143V142H9ZM7 142V144L10 146ZM66 143V142H65ZM65 143H61V146L62 147L63 145H65ZM77 143V141H76ZM151 145L154 147L156 146V144H152ZM178 143V144H179ZM188 143V141H187ZM199 143V141H198ZM197 143V144H198ZM0 144H4V142H0ZM6 144V145H7ZM43 144V145H42ZM68 144V143H67ZM64 146V150L65 151V148L68 146L67 150H69L70 146H73V145H67ZM73 144V143H72ZM149 144V143H148ZM186 144V142H185ZM184 144V145H185ZM15 145V144H13ZM36 145V147H35ZM39 145V146H38ZM78 145V144H76ZM81 147L82 145L79 144ZM182 145V144H181ZM187 145V144H186ZM185 145V146H186ZM201 145V144H200ZM17 146V145H16ZM22 145H18V147L20 148H23L21 147ZM41 146V147H40ZM79 146V150L76 152H72V150H75L77 148H73L71 149V152L74 154L76 153L74 156L76 157L77 155V159L78 161H80V155L81 154H78V152L81 151V148ZM84 146V145H83ZM118 146H122L123 150L121 151H124V154H121V155H124L123 158L122 156L119 158L118 155H119V152L118 154L115 152V148H117ZM149 146V145H148ZM173 146V145H172ZM179 146V145H178ZM189 146L191 147V144H189ZM5 148V146H2ZM157 147V146H156ZM170 147V146H168ZM188 147V146H187ZM196 147V146H195ZM194 147V148H195ZM201 147V146H200ZM2 148V150L4 149ZM14 148V147H13ZM16 147L13 149L15 150L14 152H16ZM34 148V149H33ZM40 148V149H39ZM63 148V147H62ZM83 148V147H82ZM150 148V147H149ZM155 148V147H154ZM176 148V146H175ZM185 148L184 146L181 147V150ZM193 148V147H192ZM191 148V149H192ZM197 149L199 148L196 147ZM7 149V148H6ZM4 149V150H6ZM33 149V150H31ZM42 150L44 151V153L42 151H39V150ZM171 149V147H170ZM177 149V148H176ZM179 149V148H178ZM186 149V148H185ZM197 149L196 151H192L190 150L189 154L192 152H194V154H196L195 152H197ZM1 150V148H0ZM8 150V149H7ZM20 150V149H19ZM35 150V151H34ZM38 150V152H42V155L40 153L41 156H39V153L36 151ZM84 150V149H83ZM118 150V151H119ZM161 150V151H160ZM167 150V148H166ZM172 150V149H171ZM10 151V150H9ZM8 151V152H9ZM12 151V149H11ZM85 151V150H84ZM83 151V152H84ZM86 151V152H87ZM153 151V152H152ZM189 151V149L187 150ZM13 152V153H14ZM19 152V151H17ZM16 152V154L18 155V153ZM58 152V153H57ZM70 152V153H71ZM160 152V153H158ZM178 152V151H177ZM180 152V151H179ZM1 153V152H0ZM3 153V152H2ZM1 153V161L3 162V158H5V161L6 160V157H8V154L7 153V156H4L3 154ZM12 153V152H11ZM10 153V154H11ZM12 153V154H13ZM66 153V152H65ZM63 154V155H67V154ZM69 153V154H70ZM165 153V152H164ZM173 153V152H172ZM175 153V152H174ZM184 153V152H183ZM182 153V154H183ZM186 153V152H185ZM45 154V155H44ZM72 154V155H73ZM85 154V153H83ZM90 154V155H91ZM166 154V153H165ZM180 154V153H179ZM178 154V155H179ZM181 154V156H182ZM187 153V156L186 158L188 159L189 157H193V156H189ZM6 155V154H5ZM15 155V154H13ZM15 156V157H18V156ZM61 155V154H60ZM71 155V154H70ZM89 155V154H88ZM167 155V154H166ZM3 156V157H2ZM35 155H32L33 158H36L37 156ZM73 156V157H74ZM83 156V155H82ZM92 156V155H91ZM90 156V157H91ZM158 156V155H157ZM162 156V155H161ZM180 156V157H181ZM195 156V155H194ZM60 157V156H59ZM86 157V156H85ZM89 156L87 158H90ZM94 157V156H93ZM94 157V158H95ZM140 157V158H141ZM165 157V156H164ZM168 157V156H167ZM165 157V158H167ZM172 157V156H170ZM178 157V156H177ZM185 157V156H184ZM197 157V156H196ZM211 157V156H210ZM9 158L12 160V157H10L9 155ZM14 158V157H13ZM29 158V157H27ZM72 158V156L70 157ZM84 158V157H83ZM85 158V160H88V163L90 161L91 164L95 165L96 163L94 162V159L90 158L91 160L89 161V159ZM160 157H158L157 159H159ZM182 158V157H181ZM180 158V159H181ZM198 158V157H197ZM195 158V159H197ZM15 159V158H14ZM38 158H36V161H37ZM73 160L71 161H68L67 164H64V168H62V171H64L63 169H65L66 166H69V162L72 163V164H77L75 163L74 161L76 160ZM138 159V158H137ZM142 159V158H141ZM156 159V160H157ZM162 159V158H161ZM170 158H168L169 160ZM174 161L175 162V158L173 157ZM185 159V158H184ZM184 159H181L179 163H182L181 161H183ZM190 160H192V158H189ZM194 159V157H193ZM16 160V159H15ZM18 160V159H17ZM16 160V162H17ZM96 160V159H95ZM140 160V159H139ZM143 160V159H142ZM152 160V159H150ZM154 160V159H153ZM214 160V159H213ZM14 161V160H13ZM43 161V162H42ZM54 161V159H53ZM67 161V160H66ZM117 161V162H118ZM148 161V160H147ZM166 160H164V163H165ZM196 161V160H195ZM202 161V160H200ZM10 162V161H8ZM64 161H63V156H62V160H61V163L60 164H63ZM84 162V161H83ZM149 162V161H148ZM153 162V161H152ZM159 162V161H158ZM171 162V161H170ZM168 162V163H170ZM186 162V161H185ZM183 161V163H185ZM188 162V161H187ZM185 163L186 165L184 166H187L188 163ZM81 163V162H80ZM88 163H85V164H88ZM140 163V162H139ZM146 163V162H145ZM151 163V162H150ZM157 163V162H155ZM161 163V162H160ZM160 163L157 167H160ZM182 163V164H183ZM192 163V162H191ZM1 164V163H0ZM6 164V162L4 163ZM13 164V163H12ZM18 164V163H17ZM57 164V162H56ZM55 163H53V165H56ZM79 164V163H78ZM152 164V163H151ZM194 164V163H193ZM192 164V165H193ZM8 165V164H7ZM44 165V166H43ZM58 165V166H59ZM82 165V164H81ZM114 165V166H113ZM166 165V163H165ZM175 166V164H172L171 163L169 164V166ZM196 165V164H194ZM4 166V165H3ZM11 166V165H10ZM13 166V165H12ZM11 166V167H12ZM41 166V167H40ZM57 166V167H58ZM102 166V165H101ZM105 166V167H106ZM140 166V165H139ZM155 166V165H154ZM181 166V164H180ZM188 166L190 167V165L188 164ZM5 168L7 167L6 165L4 166ZM46 167V166H45ZM44 167V168H45ZM56 167V166H55ZM56 167V169H57ZM70 167V166H69ZM74 167V166H73ZM87 167V165L85 166ZM121 167V166H120ZM118 168V170H120L121 168ZM156 167V166H155ZM154 167V169H155ZM178 167V166H177ZM192 167V166H191ZM8 168V167H7ZM10 168V167H9ZM8 168V169H9ZM17 168V166H16ZM43 168V170H44ZM60 168V167H58ZM68 168V167H67ZM77 168H80L79 166ZM146 168V167H145ZM167 168V167H166ZM170 169V167H168ZM174 168V167H173ZM178 168H181V167H178ZM183 168V166H182ZM196 168V167H193V169ZM198 168V167H197ZM196 168V170H197ZM11 169V168H10ZM9 169V172L13 169L10 170ZM46 169V170H47ZM75 169V168H74ZM83 169V168H82ZM85 169V168H84ZM117 169V168H116ZM138 167L135 169L137 170ZM143 169V168H142ZM150 168L148 167V170ZM186 169V168H185ZM189 169V168H187ZM2 170V168L0 169ZM16 170V169H15ZM50 170H52L50 168ZM48 170V171H50ZM68 170V169H67ZM81 170V169H80ZM92 170H94L92 168ZM105 170V169H103ZM112 170V169H111ZM139 170V169H138ZM141 170V169H140ZM151 170V171H150ZM149 170V173L151 172L152 173V169ZM167 170V169H166ZM178 170V169H177ZM180 170V169H179ZM8 171V170H7ZM14 171V169H13ZM41 173L42 170H37ZM54 170H52V173H53ZM70 171V170H69ZM72 171V170H71ZM83 171V170H82ZM87 171V170H85ZM97 171V170H96ZM101 171V169H100ZM113 172H115L116 170H112ZM111 171V172H112ZM181 172H184L182 171V169L180 170ZM180 171H177V172H180ZM189 171V170H188ZM4 172V171H3ZM3 172H0V173H3ZM55 172V171H54ZM90 172V171H87V173ZM99 172V170H98ZM110 172V171H109ZM135 171V175L139 172ZM146 172V171H145ZM144 172V173H145ZM168 172V170H167ZM180 172V173H181ZM193 172L192 170H190V173ZM198 172V170H197ZM11 173H15V172H10ZM40 173L38 175H40ZM47 173V172H46ZM50 173V172H49ZM58 173V174H57ZM56 173V176L57 177H61L63 175H65V172L62 174V172L59 173V171H57ZM68 173V171H67ZM73 173V172H72ZM82 173V172H81ZM93 173V172H92ZM100 173V172H99ZM104 173V172H103ZM147 173V172H146ZM145 173V175H146ZM148 173V174H149ZM155 173V172H154ZM186 173V171L184 172ZM187 172V174H190ZM42 174V173H41ZM60 174V175H59ZM89 174V173H88ZM116 174H121L120 173H116ZM177 174V173H176ZM197 174V173H196ZM4 175V174H3ZM13 175V174H11ZM10 175V177H11ZM36 174V176H38ZM67 175V174H66ZM83 175V174H82ZM103 175V174H101ZM107 175V173H106ZM125 175V173H124ZM169 175V174H168ZM186 175V174H184ZM191 175V174H190ZM189 175V176H190ZM35 176V178H37ZM41 176V175H40ZM50 176V174L48 175ZM55 176V177H56ZM68 176V175H67ZM67 176H64L63 177V180L67 181V183H65L63 180V183L64 184H67V187L69 185V183H71V180L72 182L74 183L75 181L74 180H77L78 177H80V174H79V171L76 172V170H74V173L68 178ZM91 176V174H90ZM118 176V175H117ZM122 176V175H121ZM142 176V174L140 175ZM139 176V177H140ZM144 176V175H143ZM142 178H146V177H143ZM150 176H152L150 174ZM149 176V177H150ZM179 176V175H177ZM181 176V175H180ZM187 176V175H186ZM185 176V177H186ZM193 176V175H192ZM1 177V175H0ZM4 177V176H3ZM14 177V176H13ZM51 177V176H50ZM96 177V176H95ZM116 177V176H115ZM119 177V176H118ZM124 177V176H122ZM131 179L134 180V177ZM148 177V178H149ZM154 177V176H152ZM160 177V176H159ZM163 177V176H162ZM161 177V178H162ZM174 177V176H173ZM172 177V178H173ZM48 178V177H47ZM59 178H56L58 179V183H59ZM62 178V177H61ZM89 178V177H87ZM104 177H102L103 179ZM107 177L105 176V179ZM141 178V177H140ZM142 178H141V182H142ZM167 178V177H166ZM176 178V177H175ZM184 178V176H183ZM55 179V181H56ZM85 179V178H84ZM93 179V178H92ZM91 179V181H92ZM97 179V178H96ZM99 179V177H98ZM139 179V178H138ZM138 179L136 180V182L138 181ZM150 179V178H149ZM174 179V178H173ZM180 179V178H179ZM178 179V180H179ZM1 180H2V177H1ZM38 180V179H37ZM41 180V178H40ZM39 180V181H40ZM50 180V179H49ZM79 180V179H78ZM90 180V179H89ZM124 180V181H125ZM151 180V179H150ZM162 180V179H161ZM169 180V178H168ZM177 180V179H176ZM180 180H185V179H180ZM13 181V179L11 180ZM9 181V182H11ZM55 181H50L51 183L55 182ZM61 181V180H60ZM82 181V180H81ZM80 181V182H81ZM96 181V180H94ZM106 181V180H105ZM111 181V180H110ZM227 181V180H226ZM45 183V181H43ZM104 182V180H103ZM112 182V181H111ZM127 182V181H126ZM132 182V181H131ZM144 182H147L144 180ZM142 182V184L144 185L145 183ZM149 182V181H148ZM166 182V181H165ZM13 183V182H12ZM40 183V182H39ZM56 183V182H55ZM54 183V184H55ZM57 183V184H58ZM61 183V182H60ZM62 183V184H63ZM72 183V185H73ZM98 183V182H97ZM101 183V182H100ZM115 183V182H114ZM121 183V181H120ZM128 183H130L128 181ZM151 183V181L149 182ZM168 184V181L166 182ZM171 183V188L172 187H175L176 185L172 184ZM169 183V184H170ZM179 183V182H177ZM182 183V182H181ZM8 184V183H7ZM50 184V183H48ZM62 184H58V188L60 187L59 185H62ZM64 184L62 186H64ZM79 184V183H78ZM109 184V182H108ZM117 184V182H116ZM115 184V185H116ZM127 184V183H126ZM136 184V183H135ZM165 184V185H167ZM185 184V182H184ZM1 185V184H0ZM34 185V184H33ZM42 185V184H41ZM52 185V184H51ZM71 185V186H72ZM80 185V184H79ZM94 185V184H93ZM118 185V184H117ZM122 185V184H121ZM140 185V184H139ZM154 185V186H153ZM156 185V186H155ZM165 185H163V187L165 188ZM174 185V186H173ZM179 185V184H178ZM9 186V185H8ZM11 186V185H10ZM9 186V187H10ZM36 184L33 186L35 187ZM49 186V185H48ZM54 188L55 185H53ZM75 186H78V185H75ZM82 186V185H81ZM86 186V184L84 185ZM90 186V185H89ZM95 186V185H94ZM93 186V187H94ZM101 186V184H100ZM104 186V185H103ZM119 186V185H118ZM146 186V184H145ZM158 180H154V182H152L151 184H149V186L147 185V190L145 192V190L143 189V186L140 185V187H142L140 189V193L141 191H144L142 193H144V197L143 199L140 201V199L138 201H140V209L141 207L147 212L149 209V200H151L152 198H154L155 194H156V190L159 188L158 187ZM182 186V185H181ZM180 186V189L184 186L181 187ZM5 187V186H4ZM7 187V186H6ZM8 187V189H9ZM13 187V186H11ZM41 187V186H40ZM44 187V185H43ZM51 187V186H50ZM65 187V186H64ZM64 187L61 189L63 190ZM70 187V186H69ZM107 187V186H106ZM124 187V186H123ZM131 187V186H130ZM132 187H135L132 186ZM137 187V186H136ZM135 187V188H136ZM162 187V189H163ZM170 187V186H169ZM166 189V191L168 190V188ZM177 187V186H176ZM175 187V189H176ZM36 188V187H35ZM46 188V187H45ZM76 188V187H75ZM78 188V187H77ZM82 188V187H80ZM79 188V189H80ZM99 188V187H97ZM116 188V187H115ZM120 188V187H119ZM127 189H129V187H126ZM133 188V189H135ZM225 188V187H224ZM3 189V188H2ZM12 189V188H10ZM42 189V188H41ZM53 189V188H52ZM51 189V191L54 193L55 191H53ZM78 189V190H79ZM85 189V187H84ZM93 189V188H92ZM96 189V187H95ZM105 189V188H104ZM108 189V188H107ZM118 189V188H117ZM132 189V190H133ZM138 188H136L137 190ZM174 189V190H175ZM185 189V188H184ZM37 190V188H36ZM48 190V189H46ZM45 190V191H46ZM55 190V189H54ZM67 190V188L65 189ZM64 190V191H65ZM69 190V189H68ZM81 190V189H80ZM97 190V189H96ZM124 192H126V189L123 190L120 189ZM131 190V191H132ZM159 190V189H158ZM171 189L169 188V191ZM173 190V189H172ZM171 190V191H172ZM2 191V190H1ZM5 190H3L2 192H4ZM10 191V190H9ZM12 191V190H11ZM35 191V189H34ZM43 191V190H42ZM90 191V190H88ZM87 191V193H88ZM95 191V190H94ZM105 191V190H104ZM108 190H106L107 192ZM111 191V190H110ZM128 191V190H127ZM130 191V190H129ZM135 191V190H133ZM162 191V190H161ZM160 191V193H162ZM165 191V192H166ZM168 191V193H169ZM176 191V190H175ZM174 191V192H175ZM181 191V190H180ZM14 192V191H13ZM33 192V191H32ZM40 192V191H39ZM47 192V191H46ZM57 192V191H56ZM59 192V191H58ZM67 191H65L66 193ZM84 192V191H83ZM93 192V191H92ZM103 192V191H102ZM116 192V191H115ZM122 192V193H123ZM173 192V193H174ZM183 191H181L180 193H182ZM37 193V192H36ZM35 193V194H36ZM52 193V194H53ZM61 193V191H60ZM59 193V194H60ZM73 193V192H72ZM72 193H70L72 195ZM79 193V192H78ZM82 193V192H81ZM108 193V192H107ZM106 193V194H107ZM133 193H136L133 192ZM131 193V194H133ZM141 193V195H142ZM176 193H178L176 191ZM178 193V194H180ZM4 194V193H3ZM41 194V193H39ZM45 194V193H44ZM50 194V193H49ZM51 194V195H52ZM58 194V195H59ZM68 194V192H67ZM76 194V193H75ZM94 194V193H93ZM99 194V193H97ZM103 194V193H101ZM105 196L107 197V199L109 198L110 199V196L108 197V195ZM111 194V193H110ZM121 194V193H120ZM125 194V193H124ZM139 194V193H138ZM175 194V193H174ZM173 194V196H174ZM186 194V192H185ZM12 195V194H11ZM46 195V194H45ZM63 195V193H62ZM69 195V194H68ZM88 195V194H87ZM118 195V194H117ZM141 195H138V196H141ZM161 195V194H160ZM167 195V194H166ZM170 195V194H169ZM4 196V195H2ZM30 196V195H29ZM34 196V195H33ZM39 196H42V195H39ZM48 196V194H47ZM56 196V194H55ZM60 196V195H59ZM70 196V195H69ZM73 196V195H72ZM90 196V195H89ZM99 196V195H98ZM103 196V195H102ZM105 196L103 197L104 199ZM114 196V195H113ZM129 196H131L129 194ZM159 196V195H158ZM171 196H172V193H171ZM181 196V194H180ZM180 196L179 200L180 199ZM184 196V195H183ZM186 196V195H185ZM7 197V196H6ZM10 198V196H8ZM18 197V196H17ZM32 197V196H31ZM57 197V196H56ZM62 197V196H61ZM64 197V196H63ZM118 197V196H117ZM120 197V196H119ZM137 197V195L135 196ZM132 196V198H135ZM157 198V195L155 196ZM168 197V195L166 196ZM165 197V198H166ZM1 198V197H0ZM3 198V197H2ZM12 198V197H11ZM14 198V197H13ZM16 198V196H15ZM19 198V197H18ZM37 198V197H36ZM35 198V199H36ZM43 199L45 198L44 197H40V199ZM49 198V197H48ZM52 198V197H51ZM70 198V197H69ZM77 198V197H76ZM80 198V196H79ZM77 198V199H79ZM102 198V200H103ZM114 198V197H113ZM112 198V199H113ZM116 198V196H115ZM130 199L132 200L133 202V199ZM138 198V197H137ZM141 198V197H140ZM159 198V197H158ZM161 198V197H160ZM163 198V200L165 199ZM188 198V197H187ZM8 199V198H7ZM21 199V198H19ZM17 199V201L19 200ZM34 199V197H33ZM41 199V200H42ZM53 199V198H52ZM55 199V198H54ZM73 199V198H71ZM106 199V202L109 200ZM111 199V200H112ZM118 199V198H117ZM128 199V198H126ZM169 199V197H168ZM168 199L166 200L168 202ZM172 198L169 199V201L171 200ZM176 199V198H175ZM6 200V199H4ZM13 200V199H12ZM11 200V201H12ZM22 200V199H21ZM19 200V203L20 201ZM40 200V201H41ZM59 200H60V197H59ZM59 200H55L57 202H59ZM64 200V199H62ZM60 201L59 202V207H57V209L51 211L53 214V218L54 220H57L55 218H58L59 214L62 213L65 209L69 208V204L67 203H63V201ZM69 200V199H68ZM110 200V201H111ZM124 200V199H123ZM136 200V199H135ZM154 200V199H153ZM177 200V201H179ZM36 201V200H35ZM34 201V202H35ZM38 201V203L40 202ZM104 201V200H103ZM118 202H120L119 200H117ZM116 201V202H117ZM126 202V200H124ZM129 201V199L127 200ZM137 201V202H138ZM159 201V200H158ZM175 201V203L177 202ZM186 201V200H185ZM5 202V201H3ZM2 202V203H3ZM23 202V201H21ZM67 202V201H66ZM78 202V201H77ZM76 202V204H77ZM91 202V201H90ZM153 202V201H152ZM157 202V201H155ZM154 202V203H155ZM165 202V203H167ZM170 202H174V201H170ZM192 202V201H191ZM15 203V202H14ZM24 203V202H23ZM37 203V204H38ZM95 203V202H94ZM102 203V202H101ZM100 203V204H101ZM109 203V202H108ZM123 203V201H122ZM164 203V202H163ZM169 203V202H168ZM167 203V204H168ZM178 203V202H177ZM180 203V202H179ZM4 204V203H3ZM8 204H9V201H8ZM7 204V205H8ZM36 204V203H35ZM57 204V203H56ZM60 204H62V206H60ZM75 204V203H74ZM106 204V203H105ZM113 204V203H112ZM116 204V203H115ZM128 204V203H127ZM126 204V205H127ZM134 204V203H133ZM137 204V203H136ZM134 204V206L136 205ZM139 202L137 204V206L139 207ZM174 204V203H173ZM173 204L171 203V205L173 206ZM182 204V203H181ZM180 204V206H181ZM20 205V204H19ZM18 205V206H19ZM51 205V204H49ZM55 205V204H54ZM111 204H109L110 206ZM125 205V206H126ZM131 205V204H130ZM157 205V204H156ZM166 205V204H165ZM57 206V205H56ZM93 206V205H91ZM104 206V205H103ZM117 206V205H115ZM114 206L113 209H115L116 207ZM120 207L122 206L121 204L119 205ZM133 206V205H132ZM136 206V208H137ZM162 206V205H161ZM169 206V205H168ZM175 206H177V204H175ZM174 206V207H175ZM179 206V205H178ZM14 207V205H13ZM95 207V204L94 206ZM113 207V206H112ZM8 208V207H7ZM6 208V209H7ZM50 208L54 209L53 207L50 206ZM56 208V207H55ZM76 208V206H75ZM109 208V207H108ZM124 208V207H123ZM122 208V209H123ZM178 208V207H177ZM1 209V208H0ZM11 209V208H10ZM9 209V211H10ZM16 209V208H15ZM18 209V208H17ZM48 209V208H47ZM71 209V208H70ZM79 209V208H78ZM96 209V207L94 208ZM121 209V208H120ZM119 209V210H120ZM128 209V207H127ZM130 209V208H129ZM128 209V210H129ZM132 209V208H131ZM138 209V210H140ZM172 209V208H171ZM77 210V209H76ZM97 210V209H96ZM99 211L102 210V208L98 209ZM97 210V211H98ZM152 210V209H151ZM150 210V211H151ZM153 210H154V207H153ZM173 210V209H172ZM71 211V210H70ZM73 211V210H72ZM71 211V212H72ZM122 211V210H121ZM164 211H167V210H164ZM180 211V210H179ZM3 212V211H2ZM11 212V211H10ZM50 212V211H49ZM48 212V213H49ZM65 212H67L65 210ZM64 212V214H65ZM69 212V211H68ZM96 212V211H95ZM124 212V211H123ZM169 212V211H168ZM173 211H171L172 213ZM178 213V210L176 211ZM76 213V211L74 210V214ZM102 213V211L100 212ZM140 213V212H139ZM169 213V214H171ZM176 213V214H177ZM183 213V212H182ZM10 214V213H9ZM13 214V213H12ZM27 214V213H26ZM98 214V213H97ZM103 214V213H102ZM156 214H159V213H156ZM2 215V214H1ZM51 215V213H50ZM70 215V214H69ZM142 215V213H141ZM150 215V214H149ZM9 216V215H8ZM17 216V215H15ZM49 216V215H48ZM89 216V215H88ZM99 216V215H98ZM132 216V215H131ZM148 216V215H147ZM170 216V215H169ZM172 216V215H171ZM170 216V217H171ZM175 216V214H174ZM180 216V215H179ZM178 216V217H179ZM4 217V215H3ZM12 217V216H10ZM23 217H24V214H23ZM51 217V218H52ZM75 217V215H74ZM143 217V216H142ZM155 217V216H154ZM166 217V216H165ZM188 217V216H187ZM14 217H12L13 219ZM22 218V217H21ZM42 218V217H41ZM50 218V219H51ZM62 219V216L60 217ZM69 218V217H67ZM72 218V217H71ZM92 218V217H91ZM149 218V217H148ZM169 218V217H168ZM6 219V218H5ZM10 219V218H8ZM44 219V218H43ZM48 219V218H47ZM49 219V220H50ZM59 219V218H58ZM88 219V217H87ZM86 219V220H87ZM90 219V218H89ZM157 219V218H156ZM162 219V218H161ZM173 220L175 218H172ZM16 220V218H15ZM46 220V219H44ZM43 220V223H45ZM48 220V221H49ZM64 220H67V219H64ZM103 220V219H102ZM153 220V219H152ZM166 220V219H165ZM8 221V220H7ZM11 221V220H10ZM42 221V219H41ZM61 221V220H60ZM88 221V220H87ZM142 221V220H141ZM14 222V221H13ZM16 222V221H15ZM55 222V221H54ZM58 222V220H57ZM158 222V221H157ZM10 223V222H9ZM38 223V221H37ZM40 223V222H39ZM49 223V222H48ZM59 223V222H58ZM64 223V221H63ZM68 223V222H67ZM73 223V222H72ZM12 224V222H11ZM15 224V223H14ZM13 224V225H14ZM24 224V223H23ZM46 224V223H45ZM51 225H48L46 224V227L44 228L43 230V233H40V237H42V239H38V241L35 239L34 241V245L36 244V246L40 245L39 247H49V245L52 244V239L54 240V238L52 237V232H53V229L55 228L53 226L52 223H50ZM57 224V223H56ZM86 223L84 222L83 225H85ZM88 224V223H87ZM99 224V223H98ZM97 224V225H98ZM166 224V223H165ZM172 224V223H171ZM174 224V223H173ZM5 226L6 223L4 224ZM10 225V224H8ZM20 225V224H19ZM36 225V224H35ZM55 225V223H54ZM66 225V223H65ZM89 225V224H88ZM88 225H87V228H88ZM176 225V224H174ZM173 225V226H174ZM25 226V224L23 225ZM45 226V225H44ZM43 226V227H44ZM75 226V224H74ZM167 226V225H166ZM165 226V227H166ZM4 227V226H3ZM36 227V226H35ZM40 227V226H39ZM61 228V226H59ZM84 227V226H83ZM83 227H82V230H83ZM160 227V226H159ZM164 227V228H165ZM6 230L9 229L8 227H4ZM11 228V227H10ZM20 228V227H19ZM33 229V226L31 227ZM30 228V229H31ZM37 228V227H36ZM41 228H42V225H41ZM64 228V227H63ZM163 230H166L164 229ZM12 229V228H11ZM17 229V228H16ZM15 229V230H16ZM21 230L24 229V228H20ZM29 229V230H30ZM40 229V228H39ZM38 229V230H39ZM56 229V228H55ZM54 229V230H55ZM59 229V228H58ZM66 229V228H64ZM72 229V228H71ZM69 229V230H71ZM161 229V228H160ZM170 229V228H169ZM18 230V229H17ZM16 230V231H17ZM38 230H34L35 232H37ZM41 230V231H42ZM81 230V231H82ZM89 230V229H88ZM171 230V229H170ZM4 232V229L2 230L1 229V232ZM27 231V230H26ZM33 231V230H32ZM56 231V230H55ZM54 231V233H55ZM59 231H61L59 229ZM65 231V230H64ZM73 231V230H71ZM6 232V231H5ZM29 232V231H27ZM31 232V231H30ZM29 232V233H30ZM40 232V231H39ZM38 232V233H39ZM83 232V231H82ZM160 232V231H159ZM162 232V231H161ZM21 233V232H20ZM32 233V232H31ZM34 233V232H33ZM59 233V232H58ZM62 233V232H60ZM4 234V233H3ZM8 234V233H7ZM14 235L17 234L16 232L13 233ZM36 234V233H35ZM42 234V236H41ZM71 234H73L72 232L70 233V236ZM82 234V233H81ZM160 234V233H159ZM164 235V233H162ZM166 234V233H165ZM13 235V236H14ZM22 235V233H21ZM26 235V233H25ZM29 235V234H27ZM34 235V234H33ZM57 235V234H56ZM64 235V233H63ZM69 235V234H68ZM162 235V236H163ZM168 235V234H167ZM195 235V234H194ZM8 236V235H7ZM19 236V235H18ZM161 236V235H160ZM161 236V237H162ZM21 237V236H20ZM33 237V236H31ZM30 237V238H31ZM75 237V236H73ZM72 237V238H73ZM4 238H6V236H4ZM2 238V239H4ZM10 238V236H9ZM8 238V239H9ZM12 238V237H11ZM11 238L7 241L10 242ZM22 238H25V237H22ZM29 238V237H28ZM34 238V237H33ZM70 238V237H69ZM158 239L160 238L159 235L157 237ZM164 238V237H163ZM171 238V237H170ZM16 239V238H15ZM21 239V238H20ZM5 240V239H4ZM24 240V239H22ZM73 240V239H72ZM75 240V239H74ZM78 240V239H77ZM76 240V241H77ZM81 240V239H80ZM160 240V239H159ZM18 241V240H17ZM20 241V240H19ZM25 241V240H24ZM29 241V239H28ZM31 241V240H30ZM37 241V242H36ZM75 243H78V241ZM158 241V240H157ZM16 242V240L14 241ZM12 242V243H14ZM21 242V241H20ZM54 242V241H53ZM81 242V241H80ZM169 242V241H168ZM11 243V244H12ZM23 243V242H22ZM26 243V242H24ZM29 243V242H28ZM160 243V242H158ZM163 243V242H162ZM161 243V245H162ZM4 245L6 244L3 243ZM10 244V243H9ZM8 244V245H9ZM16 244V243H15ZM18 244V242H17ZM74 244V243H73ZM167 244V243H166ZM165 244V245H166ZM13 245V244H12ZM11 245V248L10 250L13 248V246ZM22 245V244H21ZM21 245H17V246H21ZM28 245V244H27ZM75 245V244H74ZM78 245V244H77ZM160 245V244H159ZM160 245V246H161ZM3 246V245H2ZM15 246V245H14ZM26 245H24L25 247ZM37 246V247H38ZM159 246V247H160ZM167 246V245H166ZM23 247V246H22ZM22 247L20 249H22ZM36 247V248H37ZM8 248V247H7ZM16 248V247H15ZM14 248V249H15ZM52 248V247H51ZM12 249V250H14ZM17 249V248H16ZM15 249V250H16ZM30 249V250H29ZM26 249V254L24 253V257L22 256V259H20L21 257V254L17 255L19 256L20 260H18V258L16 260H18L16 263L14 262V260L11 258V260H13L14 263H11V264H45V261H46V257L47 259L51 258L49 256L46 255L45 259L42 257L41 261H39L38 263L35 262L34 260V254L32 249H33V245H30V248ZM39 249V248H38ZM47 249V248H46ZM160 251L161 249L163 248H159ZM166 249V247H165ZM4 250V249H3ZM6 250V249H5ZM8 250V251H10ZM12 250L10 252H12ZM14 250V251H15ZM19 250V249H18ZM24 250V249H23ZM32 250V251H31ZM40 250V249H39ZM44 250V249H43ZM7 251V250H6ZM5 253H9L8 251ZM20 252V251H19ZM25 252V251H24ZM40 252V251H39ZM46 252V251H45ZM13 253V252H12ZM17 253V252H16ZM21 253V252H20ZM161 253V252H160ZM10 254V253H9ZM14 254V253H13ZM165 254V253H164ZM15 255V254H14ZM16 256V257H17ZM13 256V258H16ZM49 257V258H48ZM7 258V257H6ZM9 259L7 258V260L5 261H8ZM10 262V261H9ZM12 262V261H11ZM5 263V262H4ZM7 263V262H6ZM5 263V264H6ZM48 263V262H47ZM10 264V263H9Z\"/></svg>",
	"mask_w": 264,
	"mask_h": 264
}]
</instances>
